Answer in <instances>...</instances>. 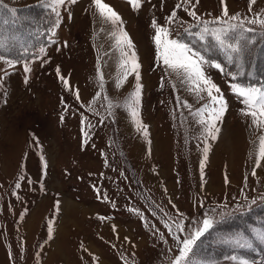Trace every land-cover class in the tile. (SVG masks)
I'll list each match as a JSON object with an SVG mask.
<instances>
[{
	"label": "rangeland",
	"instance_id": "rangeland-1",
	"mask_svg": "<svg viewBox=\"0 0 264 264\" xmlns=\"http://www.w3.org/2000/svg\"><path fill=\"white\" fill-rule=\"evenodd\" d=\"M2 1L21 8L25 25L41 21V5L55 8L53 25L58 12L59 27L55 35L51 27L33 55L10 58L20 61L14 68L0 61V264H171L178 250L165 220L171 223L183 214L187 233V225L202 221L204 213L218 222L264 202L261 132L241 114L245 106L230 91V83L238 82L204 65L228 104L212 139L206 127L209 112H197L207 100L156 61L153 18L171 30L170 39H178L180 31L197 37L202 31L183 8L176 22L167 23L181 0H141L138 10L128 0H102L121 17L131 49L93 0L62 6L53 0ZM226 4L229 15L240 13L241 18H255L264 10V0H256L251 12L249 0ZM195 10L205 21L222 14L220 0H199ZM252 27L264 32L259 25ZM203 40L226 50L211 36ZM132 51L143 85L138 103L134 74L124 77L131 73ZM260 54L264 68V50ZM25 62L31 68L27 74ZM203 244L194 247L188 264H236L231 260L236 255H206Z\"/></svg>",
	"mask_w": 264,
	"mask_h": 264
},
{
	"label": "snow or ice",
	"instance_id": "snow-or-ice-1",
	"mask_svg": "<svg viewBox=\"0 0 264 264\" xmlns=\"http://www.w3.org/2000/svg\"><path fill=\"white\" fill-rule=\"evenodd\" d=\"M132 5L134 10H138L141 5V0H128ZM53 3L57 6H62L64 4H75L77 0H53ZM93 3L99 12L100 16L105 19V21H110L112 25L118 26L120 29V41L127 45L128 48H133L131 40L128 38L127 32L123 31V21L119 14L111 8L107 3H102V0H93ZM256 3V0H249V11H252V5ZM199 4V0H195V3L192 0H181V3L175 5V8L171 11V14L166 18L167 23L171 24L176 22L177 10L183 8L189 16L194 17L199 25H202V31L198 32L197 35L201 40L205 39L208 36L214 38L218 44L224 47L227 51L234 54H241L244 52L247 44L250 41L246 38V32L255 31V28L252 26L259 25L260 28L264 29V10L262 13L257 14L255 18L249 19L248 17L241 18L240 13H235L229 15V10L226 4V0H220L222 14L221 17H216L212 21H205L200 19L196 12V5ZM190 5V7H189ZM12 13L16 12V9H10ZM53 11H56L53 8ZM57 23L53 25L52 34L55 35V29L59 27V13L57 12ZM227 17V19H223ZM69 18H71V13L69 12ZM209 24L220 25V27H209ZM152 27L155 29L154 41L156 44V61L159 64V61H163V65L166 66V70H170L172 74H175L177 78L180 79L182 84L192 85V91L195 93L199 99H206L207 103L202 106V108L197 109L198 113L205 111L209 112V117L206 122V127L208 129L209 135L212 139H216V134L219 132V128L216 126V123L223 119L225 112L227 111L228 104L225 100V97L222 93L220 86L215 83L212 78L206 75L204 70V65L207 64L208 67H214L220 72H224V68L221 63L206 60L203 55L199 52L194 51L189 44L181 42L178 39H170L171 30L165 26L157 25L155 18L152 20ZM55 43V41H52ZM65 46H67L65 42ZM59 50V49H58ZM43 51V49L41 50ZM131 73L125 72L124 77L126 78L129 74H134L135 77V92L133 95L136 97L137 103L139 102V97L143 85L140 83V74H139V63L138 57L134 51L131 52ZM0 61H3L9 68H14L19 60H12L10 58L0 56ZM42 63H47V60H44ZM23 71L25 74L31 72L29 64L25 62L23 64ZM99 71V69H98ZM58 77L61 81L68 86V80L63 76H60V69H56ZM7 75V72L4 73ZM228 76L235 78V74L228 72ZM3 76H0V85L3 82ZM28 77L25 75V83H27ZM163 83V77L161 78ZM119 87L120 84L117 83ZM103 85L101 84V88ZM175 87V85H173ZM230 91L241 99V102L245 106L240 110L242 115L248 116L251 118L252 124L261 132L258 137L260 144V156L264 157V85L256 86L252 84H242V83H230ZM100 96V92L96 93V97ZM76 100L79 102L80 94L79 90L76 91ZM177 103L180 104L179 98L177 97ZM183 107L191 109V105L187 101H183ZM111 104H109V115H111ZM136 115V112L133 111V116ZM63 119V117H61ZM86 117L81 115V123L83 125ZM104 121L101 120L100 123ZM89 127H92L89 125ZM143 130L145 135H147V126L143 125ZM83 131V127H82ZM85 135V143L87 142V133ZM208 147H205V160L207 159ZM43 159V158H42ZM256 166H260V161L257 159L255 161ZM46 166V165H45ZM203 168L204 161H201V175L203 177ZM255 175V169L252 172ZM23 178V177H21ZM247 177H245V181ZM225 182H228V177L225 175ZM16 187H20L19 184ZM95 187V186H94ZM99 189L97 192L99 193ZM107 199V197H104ZM256 201L253 200V203ZM59 207V201L55 205ZM203 206V202H201ZM175 207V205H173ZM223 215V213H221ZM180 219L174 220L169 223L167 220L164 221L165 227L168 229L169 233L172 236V239L175 242V246L178 250V254L175 255L174 259L171 261V264H188L190 259V254L193 252L194 247L197 241L202 237L206 232H208L214 224V219L210 217L207 213H204V219L202 221L190 222L187 225L188 231L185 232L186 225L184 224L183 214L178 213ZM100 218V217H98ZM102 219V218H101ZM115 225H113V231H115ZM51 232V228H49ZM158 231V230H157ZM155 234V233H154ZM183 234V238L182 235ZM161 240L164 239L163 234H160L159 237ZM264 238V236H262ZM128 237H125L127 240ZM231 260L236 261V264H249L248 260L239 258L237 256H232Z\"/></svg>",
	"mask_w": 264,
	"mask_h": 264
},
{
	"label": "trees",
	"instance_id": "trees-1",
	"mask_svg": "<svg viewBox=\"0 0 264 264\" xmlns=\"http://www.w3.org/2000/svg\"><path fill=\"white\" fill-rule=\"evenodd\" d=\"M40 7L43 10L41 21L25 25L24 20L19 17L21 8H14L0 0V56L23 60L33 55L34 49L47 40L49 30L55 21V12L44 4ZM13 8L16 9L15 13L10 11ZM195 34L180 31L178 39L189 44L206 60L212 61L216 57V61L224 68V72H220L221 76L246 85H264V68L259 65L262 57L259 52L264 50V32L256 29L246 32L245 36L250 43L239 55L226 50L225 52L215 50L217 46L214 42L201 40ZM228 56L230 57L227 58ZM239 69L242 71L240 72ZM228 72L235 74V78L226 75ZM262 236H264V202L234 213L227 220L214 222L213 227L197 241L195 248L203 241L204 247L201 249L206 255L244 256L261 262L264 260Z\"/></svg>",
	"mask_w": 264,
	"mask_h": 264
}]
</instances>
